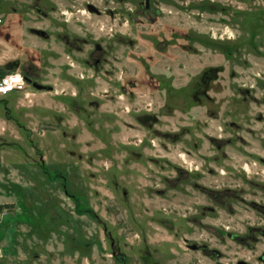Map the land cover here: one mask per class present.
<instances>
[{
    "label": "rangeland",
    "instance_id": "374dc122",
    "mask_svg": "<svg viewBox=\"0 0 264 264\" xmlns=\"http://www.w3.org/2000/svg\"><path fill=\"white\" fill-rule=\"evenodd\" d=\"M0 69V264H264V0H0Z\"/></svg>",
    "mask_w": 264,
    "mask_h": 264
},
{
    "label": "built area",
    "instance_id": "2783aa9c",
    "mask_svg": "<svg viewBox=\"0 0 264 264\" xmlns=\"http://www.w3.org/2000/svg\"><path fill=\"white\" fill-rule=\"evenodd\" d=\"M27 81L25 76L19 72L7 73L0 77V95L25 90Z\"/></svg>",
    "mask_w": 264,
    "mask_h": 264
},
{
    "label": "water",
    "instance_id": "95a60500",
    "mask_svg": "<svg viewBox=\"0 0 264 264\" xmlns=\"http://www.w3.org/2000/svg\"><path fill=\"white\" fill-rule=\"evenodd\" d=\"M25 80L27 81V83H30L33 87H35L37 89H50V87L40 85L37 83H33L32 80L28 76H25Z\"/></svg>",
    "mask_w": 264,
    "mask_h": 264
},
{
    "label": "flooded vegetation",
    "instance_id": "af4514ba",
    "mask_svg": "<svg viewBox=\"0 0 264 264\" xmlns=\"http://www.w3.org/2000/svg\"><path fill=\"white\" fill-rule=\"evenodd\" d=\"M98 50H101L100 48H98ZM100 63V60L99 59H97L96 61H95V64H99ZM23 75L24 76H26L24 73H23Z\"/></svg>",
    "mask_w": 264,
    "mask_h": 264
},
{
    "label": "trees",
    "instance_id": "16d2710c",
    "mask_svg": "<svg viewBox=\"0 0 264 264\" xmlns=\"http://www.w3.org/2000/svg\"><path fill=\"white\" fill-rule=\"evenodd\" d=\"M1 70V69H0ZM2 73V72H1ZM5 75L4 73L3 74H0V77ZM0 207H5V205H0Z\"/></svg>",
    "mask_w": 264,
    "mask_h": 264
}]
</instances>
